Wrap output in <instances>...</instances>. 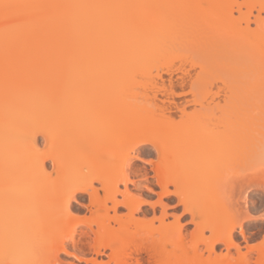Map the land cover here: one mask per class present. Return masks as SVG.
<instances>
[{
	"label": "bare ground",
	"instance_id": "6f19581e",
	"mask_svg": "<svg viewBox=\"0 0 264 264\" xmlns=\"http://www.w3.org/2000/svg\"><path fill=\"white\" fill-rule=\"evenodd\" d=\"M5 4L31 7L6 10L3 7ZM198 5L204 8L202 13L197 14L198 17L194 14L195 21L208 28L207 35L203 33L205 38L210 36V42H225V53L228 50L241 53L245 48L251 52L252 55L248 52V55H243L248 60L245 65L243 62L244 66L247 65L246 68L239 63L236 70L235 64L229 67V58L225 55L220 66L226 68L225 60L228 62L227 70L232 68L237 71L242 66L243 72L241 69L238 72L240 76L234 73V84L240 86L237 87L239 89L244 84L247 87L249 85V88L251 86V94L254 98H260V89H264V0H0V137L7 139L13 135L16 139H21L25 134L27 136L29 132L35 131L36 126L41 128L37 133L47 137L48 131L42 128L45 117L51 112L47 105L58 103L60 111L64 112L68 108L89 102L91 99L88 95L81 94L79 90L93 81L86 74L95 71L118 74L109 80L106 78L105 85L109 88V95H105L103 104L126 106L123 113L112 120L114 126L107 134L109 139L103 145L96 142L91 146V150L101 152L106 160L99 163L98 168H70L69 175L66 174L64 180L49 182L42 178L46 158L51 160L53 168L57 170H61L64 163L67 165V162L74 163L78 159L57 157L55 154L43 158L34 167L40 171V176L28 172L31 177L29 181L17 180L12 185L0 184V199L8 197L12 192L16 197L25 194L31 204L27 211L42 218L59 213L60 218L54 223L56 225H64L71 220L73 203L83 205L79 201L81 194L87 195L86 206L91 208V212L93 208L99 213L98 228L91 230L95 235L93 240L89 231H82L81 238L76 242V228L85 223L74 221L65 233L49 240L42 250L30 251L26 264H59L58 255L61 253L81 261L84 258L81 259L77 253L80 250L77 243L86 244L94 254V257L83 260L85 264H104L98 258L106 248L110 250L109 260L113 264H130V259L137 252L141 253V250L150 255L153 264H236L227 259L225 254H216L213 249L216 243L238 248L232 239L234 223L231 221L220 232L222 225L218 230L217 222H206L212 211L211 207L201 206L204 193L197 194L201 179H191L190 175L183 174L192 159L191 148H183L181 145L194 131L162 126L149 132L147 126H139L142 116L137 108H133V103L121 94L123 84L132 80L131 76L135 72L177 55L182 35L175 33L174 23L185 9V12L192 15ZM164 6L172 8L173 13L166 14ZM255 9L257 13L253 15ZM235 10L238 12L237 17L232 15ZM251 16L253 20L250 19ZM240 22L245 23L244 27ZM251 22H254V28L250 27ZM192 33L195 31L190 32V35ZM65 72L70 75L65 76ZM123 73L129 78H125ZM239 79H244V82ZM240 83L244 84L241 86ZM67 87L70 90L66 91ZM263 94L264 90L261 97ZM238 96L241 97L236 95L235 99H239ZM261 99L264 102V98ZM184 110L185 108H181V113H185ZM87 133L91 134L92 131ZM179 133L183 135L179 136ZM128 141L129 146L123 150ZM145 144L152 146L158 154L159 162L154 167V174L161 189L162 195L159 197L176 196L185 213L193 216L192 224L200 234L192 243H185L176 219L171 223L164 221L167 206L162 203L161 198L159 204H162L163 211L161 210L159 221L156 218L159 226H154L156 219L152 218L153 221L151 219L147 223L148 227L147 224L142 226L136 222L139 228L135 226L134 231L130 229L132 220L135 222L134 216L141 211L145 202L136 200L128 192L127 186L131 181L125 173V160L129 151ZM27 145L34 149L36 137L32 136ZM2 146L0 145V162H5L1 170L4 171L7 165L15 161L14 157H19V153L14 154L13 147L9 144L5 145V150H2ZM88 149L87 145H83L81 154L88 153ZM96 183L99 187L95 186ZM121 185L123 189L120 188ZM171 186L173 190L170 189ZM118 196L123 200L119 201ZM191 202L193 206L189 205ZM119 205L128 209V217L116 214ZM109 209L113 211L112 216L107 214ZM86 224L90 226V223ZM142 227L146 228L145 232ZM206 229L210 232V238L202 235ZM156 231L159 232L157 237ZM239 233L243 234L241 226ZM37 239L32 233L27 237L30 243H36ZM202 242L208 251L207 258L202 256V249V254L198 251L197 244ZM211 251L215 253L213 258L209 256ZM263 251L264 248L261 250L262 258ZM242 255L244 256L240 254L239 258ZM0 264L16 263L9 256L2 258Z\"/></svg>",
	"mask_w": 264,
	"mask_h": 264
},
{
	"label": "rangeland",
	"instance_id": "374dc122",
	"mask_svg": "<svg viewBox=\"0 0 264 264\" xmlns=\"http://www.w3.org/2000/svg\"><path fill=\"white\" fill-rule=\"evenodd\" d=\"M165 7L166 14L173 11L169 6ZM201 7L199 5L195 7L192 15L190 12H185V9L175 21L174 31L182 35L179 41L181 47L177 55L171 56L165 62L149 66L143 71L135 72L131 76L132 80L129 79L123 84L121 94L133 103V108H137L142 116L139 126H147L149 132L162 126L194 131L193 135L186 138L181 145L183 148H191L190 157L192 159L183 174L190 175L191 179H201V185L197 189V194L204 193L201 206L211 207L212 211L211 216H207L206 222H217L218 230L222 225L220 232L224 228L226 229L231 221L235 225L232 239L238 248L233 245L227 246V248L225 244L222 245L223 243H216L213 249L216 254H225L227 259L236 264H258L259 262L264 264V258L261 256V250L264 248V218H262L261 211L264 209V102H261L262 99L260 100V98H264V94L261 97L264 89H260L262 91L259 95L260 98H254L248 83H246L248 87L244 83H240L241 86L243 84L244 86L240 89L237 88L240 86L234 84V73L240 72L242 66L245 65L247 56L243 55H246L247 52L252 54L245 48V50H240L241 53L228 50L226 51L230 54L228 55L225 53V48H227L225 42L219 43L215 42L216 40L210 42L208 40L210 36L205 38L203 35H207L208 28L195 21V16L198 17L204 8ZM233 8L236 9L234 6ZM235 11L232 13L233 17L238 15V12ZM255 11L257 10H253V15H256ZM250 19L253 20V17L251 16ZM242 24L244 27L245 23ZM249 25L251 28L255 26L254 22ZM194 31L195 33L190 35V32ZM187 38L190 39L187 40ZM224 55L229 58V67L235 64L236 70L239 63L242 65L241 68H238L237 71L232 68L227 70L228 62L226 63L225 59L226 68H222L220 62ZM249 63L251 64L250 59ZM239 64L238 66H240ZM69 75V72H65V76ZM117 75L113 72L105 73L103 71L86 74V77L93 81L81 88L79 92L87 94L91 99L87 103L68 108L64 112L60 111L58 103L47 105L51 112L45 117L43 127L41 126L48 131L47 137L37 133V130L41 129L38 128L40 126H36L33 133L29 132V135L25 134V137H21V139H16V136L13 137V135L7 139L1 136L2 150L7 149L5 145L9 144L10 147H13L12 152L19 153V157L17 159L14 157L13 163L6 164L7 168L4 171L1 170L5 162H0V184L12 185L17 180L29 181L31 177L28 172H34L33 175L40 176V171L34 167L39 161L50 155L56 154L57 157L64 158L78 157V159L74 163L67 162V165L64 163L61 170H57L53 168L51 160L46 158L42 178L49 182L64 180L67 177L66 174L69 175L70 168H96L100 166L99 163H104L106 160L101 156V152L91 150V146L96 142L103 145L109 139L107 134L113 130L112 126H114L112 120L122 114L126 107L103 104L105 95H109V88L105 85L106 78L109 80ZM123 76L129 78L125 73ZM241 80L244 82V79ZM68 90L70 88L67 87L66 91ZM254 90L259 92L258 89ZM236 95L241 97L238 96L239 99H235ZM181 108H185V113H181ZM89 130L92 131L91 134L87 133ZM182 135L179 133V136ZM32 136L36 137L34 149H30L27 145ZM129 144V141L126 142L123 150H126ZM83 145L90 148L84 155L81 154ZM20 147L21 149H19ZM134 151L143 160L139 162L133 160L126 164L125 173L132 182L128 184L127 189L136 200H142L145 203L141 206V211H138L134 216L135 222L132 220L130 229L134 231L135 226L139 228L136 222L145 226L150 223L152 218H158L159 221L162 213V204H159V198H161L162 203L167 206L165 209L167 215L164 217V221L166 223H171L175 219L178 221L179 230L182 237H185L186 244L197 240L200 233L193 225L194 223L192 224L193 216L185 213L183 206L178 203L177 197L173 195L159 197L161 189L156 183L154 174V167L159 162L157 152L147 144ZM146 161L147 163H145ZM95 186L99 187V184L96 183ZM120 188L123 189V186L121 185ZM170 189L173 190V187L171 186ZM21 195L16 197L12 192L8 197L0 199V263L2 258L10 256L14 263L26 264L30 251L42 250L49 240L65 233L74 221H84L85 223L79 224L76 228V242L81 238L82 231H89L91 240L95 238L91 230L95 231L98 228L99 213H96L93 208L91 212V208L86 206L88 205L86 194L79 196V201L83 205L73 203L71 220L64 225L54 224L60 218L59 213L42 218L28 212L31 204L25 194ZM118 200L122 201L123 199L118 196ZM189 205L193 206L194 204L191 202ZM127 210L119 205L116 208V214L126 218L128 217L126 214L129 213ZM107 214L112 216L113 211L109 209ZM158 221L154 220V226L158 225ZM86 223H90V226ZM239 225L243 232L242 235L239 233ZM146 226L148 227V224ZM173 228L175 229V227ZM145 229H143L144 232ZM31 233L38 238L36 243L27 241V237ZM157 233L159 234V232L156 231V237L159 236ZM202 235L205 236L204 238L208 237L209 230H204ZM77 245L80 248L77 253L81 259L82 257L84 259L94 257L92 250L86 244L77 243ZM197 246L198 251L203 250V254L202 250L200 252L205 258L208 254V251L205 250L206 246L203 242ZM247 247L250 249H246ZM143 251L134 254L129 263L153 264L150 255ZM103 253L98 260L104 264H113V261L109 260L110 250L106 248ZM210 253L209 256L213 258L212 255L215 253L213 254V251ZM240 254H244V256L239 258ZM58 259L59 264H85L84 259L78 261L73 256L62 253L58 255Z\"/></svg>",
	"mask_w": 264,
	"mask_h": 264
},
{
	"label": "snow or ice",
	"instance_id": "6c2138e0",
	"mask_svg": "<svg viewBox=\"0 0 264 264\" xmlns=\"http://www.w3.org/2000/svg\"><path fill=\"white\" fill-rule=\"evenodd\" d=\"M3 7L7 10V9H22V8H27V7H31L30 5H23V4H5L3 5ZM133 160L139 162L140 161V156H138L135 151H129L127 158L125 160V163H130ZM147 163V161L145 162ZM135 166V165H133ZM262 211V218H264V209L261 210Z\"/></svg>",
	"mask_w": 264,
	"mask_h": 264
}]
</instances>
